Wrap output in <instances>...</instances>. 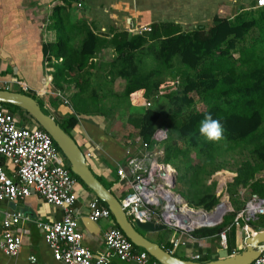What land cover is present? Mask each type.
<instances>
[{
  "label": "trees",
  "instance_id": "1",
  "mask_svg": "<svg viewBox=\"0 0 264 264\" xmlns=\"http://www.w3.org/2000/svg\"><path fill=\"white\" fill-rule=\"evenodd\" d=\"M64 12V7L54 9L51 20L58 34L57 42L44 47L45 54L61 61L54 72L57 88H62L70 79H78L80 72L90 66L92 58L111 46L117 63L113 76L126 82L119 96L120 104L142 107L128 117V123L145 141L156 128L168 129L161 161L177 171L179 190L176 192L188 208L208 213L218 205L216 183L212 181L218 171L236 174L228 193L250 188L255 195L263 196L264 185L255 177L264 172V9H252L231 17L229 7L221 5L209 27L183 30L173 23H160L151 25L150 32L140 35L120 31L111 36L97 34L85 23H72ZM146 58H151L152 67H145ZM158 95L168 102L164 114L155 107L143 108ZM2 105L41 129L23 110ZM208 114L224 128L219 141H209L199 134L200 121ZM76 123V117L70 116L59 125L70 135ZM67 167L77 182L91 193L71 173L69 165ZM235 213L225 217L220 227L200 228L192 237L217 236L231 223ZM250 226L256 228L255 231L262 230L264 221L252 222ZM226 240L228 243L227 236ZM208 260L206 257L202 262Z\"/></svg>",
  "mask_w": 264,
  "mask_h": 264
},
{
  "label": "crops",
  "instance_id": "2",
  "mask_svg": "<svg viewBox=\"0 0 264 264\" xmlns=\"http://www.w3.org/2000/svg\"><path fill=\"white\" fill-rule=\"evenodd\" d=\"M76 2L77 0H0V88L8 87L11 91L29 93L59 123L70 116L76 117L77 123L70 130V135L83 153L93 151L96 158L87 160L90 169L102 184L109 186L119 197L123 187L116 184V171L136 154L137 147L130 143L139 136L128 123V117L139 112L142 107L120 104L119 96L123 93L126 82L113 76L117 63L111 46L97 53L90 61V66L80 72L78 79L68 80V83L62 84V88L54 85V72L61 61L44 53L47 44L57 42L58 34L52 28L51 20L54 9L64 7V13L69 15L72 23H85L95 33L111 36L115 32L130 33L131 29L160 23H173L183 30H191L197 26L209 27L221 5L228 6L233 17L254 9L255 0L254 6L250 5V0H84L82 8H77ZM67 35L69 38L72 36L71 33ZM78 40L75 41L76 46ZM56 92L61 93L68 104L65 105L58 99ZM76 101L83 109L74 105ZM80 102L86 104L81 105ZM22 117V125L32 126L30 120ZM0 163L11 176L12 167L1 158ZM235 176L231 171H218L212 177V181L216 183L215 195L217 187L225 185L228 206L234 212L240 211L251 196L264 198V192L263 196H257L250 188H238L236 193H228V186ZM255 180L264 185V172L257 174ZM75 191L77 202L74 208L83 244L93 251L103 250V235L110 222L90 220L86 202L93 195L79 187ZM0 211H16L23 217L14 228L21 237L20 249L14 257L6 256L0 250V264H29L31 256L36 258L37 264H60L53 259L42 232L34 224L36 220L50 224L60 221L63 216L60 208L49 205L38 195L32 194L16 202L0 201ZM230 224L229 222L222 231ZM232 230L235 231L232 233ZM2 234L0 224V239ZM146 236L153 242H159L161 246L170 247L169 240L172 236L170 239L159 236V233ZM217 238L193 237L173 255L191 259L192 255L199 254L202 258L197 262H202L206 257L210 260L224 248L218 247ZM227 238L225 249L228 254L237 253L244 246L245 237L238 228H231L227 232Z\"/></svg>",
  "mask_w": 264,
  "mask_h": 264
},
{
  "label": "built area",
  "instance_id": "3",
  "mask_svg": "<svg viewBox=\"0 0 264 264\" xmlns=\"http://www.w3.org/2000/svg\"><path fill=\"white\" fill-rule=\"evenodd\" d=\"M83 1L77 0L76 7L82 8ZM254 9H264V3L255 0ZM147 32H150L149 26L130 30L132 35ZM0 89L9 90L8 87ZM55 96L65 105L68 104L61 93L56 92ZM145 105L146 108L151 106L150 102ZM23 122L24 119L10 113L0 103V158L12 167V175L9 176L0 163V201L16 202L35 194L45 203L62 210L60 221L51 224L34 221L37 229L42 232L53 259L60 264H160L144 250L135 249L115 226L108 208L95 196L86 202L90 220H106L110 223L103 235V250L93 251L83 244L74 208L77 202V180L64 165L65 158L51 137L34 124L27 126L22 125ZM167 138L168 129L159 127L153 131L148 141L140 136L133 139L130 145L137 147L136 154L128 158L124 166L117 168L116 184L123 187L118 199L130 221L162 224L173 232L174 235L169 240L170 248L167 250L173 254L185 246L187 240L193 239L194 231L216 227L222 224L225 216L235 212L228 206V198L223 194V190L226 191L225 185H222L216 191V197L220 201L217 211L223 204L225 206L221 219L212 226H196L197 220L206 215L212 216L213 212L209 214L188 208L184 199L174 191L175 168L161 161ZM84 156L86 160L96 158L93 151L84 152ZM220 198L226 201H221ZM261 216H264V198L251 196L243 208L235 213L227 229L217 235L221 247L226 246L227 232L231 228L240 229L245 238L252 235L250 224ZM21 220L23 217L19 212L0 211L3 229L0 250L6 256L14 257L20 249L21 237L14 228ZM201 258L202 255L199 254L191 256L194 261ZM28 260L29 264H37L34 256ZM251 264H264V252Z\"/></svg>",
  "mask_w": 264,
  "mask_h": 264
},
{
  "label": "water",
  "instance_id": "4",
  "mask_svg": "<svg viewBox=\"0 0 264 264\" xmlns=\"http://www.w3.org/2000/svg\"><path fill=\"white\" fill-rule=\"evenodd\" d=\"M0 103L12 105L23 110L33 122L45 131L56 144L66 159L71 173L90 190L91 194L103 202L111 213L114 224L125 237L137 248L144 250L151 258L160 264H251L264 252V230L254 232L244 239L245 247L237 253L228 254L221 248L210 260L197 262L184 260L164 250L159 244L147 238V234L166 231L167 227L152 222L141 223L130 221L126 216L118 197L107 189L94 175L76 141L66 133L50 114L45 113L38 101L32 96L21 92L0 89ZM2 160V158H1ZM216 205L213 214L217 213Z\"/></svg>",
  "mask_w": 264,
  "mask_h": 264
},
{
  "label": "rangeland",
  "instance_id": "5",
  "mask_svg": "<svg viewBox=\"0 0 264 264\" xmlns=\"http://www.w3.org/2000/svg\"><path fill=\"white\" fill-rule=\"evenodd\" d=\"M250 5L251 6H254V2H253V0H250ZM249 11H252V10H249ZM150 27V26H149ZM153 66V63H152V60H151V58H146V68H150V67H152ZM156 100H151L150 101V104H151V106L150 107H155L156 108V110L157 111H160L162 114H164V113H166V111H167V109H168V102H167V100L162 96V95H158V97H156L155 98ZM40 102V101H39ZM76 104H77V101H76ZM78 106V105H77ZM78 108L79 109H83L81 106L79 107L78 106ZM143 108H146V105H144V107ZM149 108V107H148ZM141 110V109H140ZM15 116H17L18 117V115L17 114H14ZM31 122V121H30ZM32 125H33V123H32ZM64 165L67 167L68 166V163H67V161H66V159H64ZM76 187H79V188H82V189H84V187L79 183V182H77V186ZM86 190V189H85ZM178 190H179V187H178V185H176L175 186V188H174V191L176 192H178ZM176 192V193H177ZM223 194L225 195V197H227V195L225 194V191L223 190ZM229 197V199L231 200L232 198H231V196H228ZM221 199V201L222 200H225L226 201V199H222V198H220ZM220 202V201H219ZM226 205H227V203H226ZM222 210H225V206H224V204L220 207V209H218V211H217V213H216V216H215V220H216V217H218V215L220 214V213H222ZM213 211V210H212ZM212 211L211 212H208L209 214L210 213H212ZM264 221V216H261V217H259L256 221H254V223H256V224H260L261 222H263ZM218 227H220V225H217ZM216 226V227H217ZM251 229H252V233H254V232H258V231H255V230H257L256 228H254V227H250ZM262 230H264V229H262ZM235 230H232V233L234 232ZM259 231H261V230H259ZM170 232H168L167 230L166 231H162V232H159V236H161V237H163V238H171V236H173L174 234L173 233H170ZM215 238H217V236H214ZM236 237H237V234H236ZM240 237V236H239ZM242 238V237H241ZM240 241H241V239H240ZM217 242H218V247L220 246L221 247V245H220V240H219V238H217ZM245 247V245L242 247V249ZM180 249H182V247H180ZM242 249H240V251L242 250ZM239 251V252H240Z\"/></svg>",
  "mask_w": 264,
  "mask_h": 264
},
{
  "label": "clouds",
  "instance_id": "6",
  "mask_svg": "<svg viewBox=\"0 0 264 264\" xmlns=\"http://www.w3.org/2000/svg\"><path fill=\"white\" fill-rule=\"evenodd\" d=\"M198 131L201 136L205 137L209 141H219L222 139L224 134V128L221 122L214 119L211 114L206 115L200 121Z\"/></svg>",
  "mask_w": 264,
  "mask_h": 264
},
{
  "label": "bare ground",
  "instance_id": "7",
  "mask_svg": "<svg viewBox=\"0 0 264 264\" xmlns=\"http://www.w3.org/2000/svg\"><path fill=\"white\" fill-rule=\"evenodd\" d=\"M224 212H225V210H222V213H224ZM222 213H220L218 215V217H216V220L214 219L216 214H213L212 216L206 215V216L202 217L201 219L197 220L195 224H196V226H203V225L212 226L214 223L218 222L221 219ZM214 221H216V222H214Z\"/></svg>",
  "mask_w": 264,
  "mask_h": 264
},
{
  "label": "snow or ice",
  "instance_id": "8",
  "mask_svg": "<svg viewBox=\"0 0 264 264\" xmlns=\"http://www.w3.org/2000/svg\"><path fill=\"white\" fill-rule=\"evenodd\" d=\"M262 3H264V0H261Z\"/></svg>",
  "mask_w": 264,
  "mask_h": 264
}]
</instances>
